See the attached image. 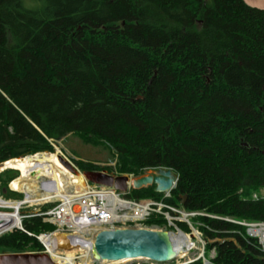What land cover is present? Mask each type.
<instances>
[{"label": "trees", "instance_id": "trees-1", "mask_svg": "<svg viewBox=\"0 0 264 264\" xmlns=\"http://www.w3.org/2000/svg\"><path fill=\"white\" fill-rule=\"evenodd\" d=\"M69 134L115 154V168L74 160L81 171L171 168V203L264 219V199L251 197L264 190V10L243 0H0V162L52 152L49 139ZM17 175L0 172L1 193L23 196L8 189ZM162 194L154 185L127 193ZM24 228L54 226L30 216ZM203 231L225 238L214 264H264L254 241ZM3 241L40 249L21 230Z\"/></svg>", "mask_w": 264, "mask_h": 264}, {"label": "built area", "instance_id": "built-area-1", "mask_svg": "<svg viewBox=\"0 0 264 264\" xmlns=\"http://www.w3.org/2000/svg\"><path fill=\"white\" fill-rule=\"evenodd\" d=\"M52 141L49 139V142L54 145ZM110 164L115 168V161ZM173 187H175V183ZM49 188V191H53L52 187ZM129 191V188L125 191H120L105 185L86 183L83 190L79 192H74V190L71 192L68 191L63 196L55 197L56 200L53 201L55 202L54 205L23 216L24 218L39 216L42 218V221L53 224L54 228L52 230L29 232L22 226V223L21 228L16 227L28 235L33 236L42 246V250L37 251L44 253L47 251L46 254L50 258H52L51 253L48 251L47 245L42 241V236L51 239L50 242L53 249H58L61 252L58 254L61 258L64 257V251L66 250L58 247L55 237L56 234L64 233L72 243V247L77 246L78 243L76 241L80 237L87 240L91 247L88 250L86 264H102V259L96 258L93 252L94 238L99 230L114 229L116 227H147L144 221L152 216H160L163 218L166 225L170 228L168 233L172 244H176L179 239L184 240L183 244L186 252L182 258L187 257L195 250L192 258H188V260H184L179 264H185L195 260H201L202 264H214L213 258L216 255V247L214 246V248L209 250L210 256L207 259L205 254L207 238L203 229L216 234L237 233L247 242L254 241L260 250L264 252V219L247 220L229 215L210 213L204 210H186L181 205H176L168 201L171 197V190L164 192L160 199L129 197L127 195ZM26 195L27 193L25 192L23 199ZM251 197L253 199H264V194L253 192ZM0 201L2 202H0V212L8 213V211L3 210L8 208L6 202L16 200L0 195ZM46 203H50L49 199L44 202V204ZM201 217L224 220L240 226L243 231L239 229H224L221 227L215 228L210 223L201 219ZM1 221L0 224L2 223ZM180 223L185 225L188 230H184ZM13 228H9L10 231ZM1 232L3 231L0 230ZM187 234L189 235L188 241L184 238ZM82 259V252L79 250L75 253L74 261L76 264H79ZM174 259H178V257L175 256Z\"/></svg>", "mask_w": 264, "mask_h": 264}, {"label": "water", "instance_id": "water-1", "mask_svg": "<svg viewBox=\"0 0 264 264\" xmlns=\"http://www.w3.org/2000/svg\"><path fill=\"white\" fill-rule=\"evenodd\" d=\"M243 1L253 8L264 10V0ZM59 159L70 171L75 174L81 173L85 182L105 185L121 191L128 188L139 190L154 185V191L166 192L173 188L178 177L171 168L166 167L150 168L149 171L146 170L139 175L113 174L101 169L83 172L68 159L61 156ZM6 161L0 162V167L5 165ZM6 168L11 167H5L3 170ZM185 199L186 195H182L180 203L184 204ZM55 237L58 247L65 248L67 245L70 248L73 246L64 233L56 234ZM224 241L225 239L218 237L209 241V243L213 246L214 244H222ZM169 244H171L170 236L166 231L146 227H116L114 229H101L96 233L93 252L96 258L107 261L141 257L155 262H165L170 259L167 254ZM0 264L59 263L54 262L46 253L20 252L0 255Z\"/></svg>", "mask_w": 264, "mask_h": 264}, {"label": "bare ground", "instance_id": "bare-ground-1", "mask_svg": "<svg viewBox=\"0 0 264 264\" xmlns=\"http://www.w3.org/2000/svg\"><path fill=\"white\" fill-rule=\"evenodd\" d=\"M60 156L62 158H66L62 151L58 147H55L53 152L45 151L7 160L5 165L0 167V171L5 167H12L19 170V175L10 182V187L23 190L27 193L26 197L21 201L6 202L8 208H12L13 211L8 213L0 212V221L2 220V223L0 224V230L10 231L9 228L16 226L21 228V219L18 215L20 206L24 203H39L52 197L63 196L64 194H67V189L69 186L73 187L74 192H79L85 188V180L82 174H75L65 168L59 159ZM39 176H47L49 178L48 182H43L41 184L42 189L45 191V193L42 194L37 193V179ZM49 187H52L53 191H49ZM184 238L186 241H188L189 235H185ZM41 239L47 245L48 251L51 253V259L54 262L59 264H76L74 261L75 253L81 250L83 259L79 264L87 263L88 250L91 247L87 240H84L81 237L78 238L76 241L78 243L77 246L72 248L70 247L69 250L64 251V257L61 258L58 255L61 252L58 249H53V246L50 242L51 239L45 238V236H42ZM183 242V239H179L176 244H169V250L167 253L168 258L171 259L175 256L181 258L185 255L186 249ZM55 250L58 251L53 252ZM130 259L132 258H124L112 261L110 260V263L117 264ZM134 259H141V257ZM102 262L106 261L102 260Z\"/></svg>", "mask_w": 264, "mask_h": 264}, {"label": "rangeland", "instance_id": "rangeland-1", "mask_svg": "<svg viewBox=\"0 0 264 264\" xmlns=\"http://www.w3.org/2000/svg\"><path fill=\"white\" fill-rule=\"evenodd\" d=\"M52 142L54 144V147H58L62 151V153L66 156V158L75 167H77V166L74 163V160L88 161V162H91V163L98 165V166H110V167H112V165L110 163L114 162V160H115V154L110 150V148H108L104 144L86 143L79 136L74 135V134H69L60 140H55ZM54 147H53V150L55 149ZM11 169H15V168H11ZM15 170H17V169H15ZM17 171H18V175H19V170H17ZM147 171H149V170H147ZM48 181H49V178L47 176H39L38 177V179H37V183H38L37 184L38 185L37 186V193H39V194L45 193V191L41 187V184L43 182H48ZM8 189L16 191V192H21L22 194L25 193V191H23V190L11 188L10 182L8 183ZM67 190L69 192H71V191H73V187L69 186ZM260 193L264 194V190H261ZM0 195L5 197V198H10V199L16 200V201L22 200L23 199L22 197L24 196L23 195L21 198H18V196L5 194V191H4V193L0 192ZM147 198H149V197H147ZM150 198H152V197H150ZM157 199H160V198H157ZM55 200H56V198L52 197L49 199V202H53ZM45 201H41L39 203H32V204L24 203L20 206L18 216L21 219V223H22L23 227H25V218L23 216L26 214L38 211L40 209V206L42 204H44ZM3 210H6L8 212L13 211L12 208H7V209H3ZM152 217H154V216H152ZM156 218H161V217L158 216ZM147 227L153 228V229H159L161 231H166V232L170 231V228L166 225L165 221L163 223H160V224L153 223L151 225H147ZM14 228L11 229L12 231H6V232L3 231L0 233V255L6 254V253L33 252L34 251L33 247H28L26 250H23V251H18V250L16 251L14 249L7 248V247H4L1 245L4 242L3 239L6 238L9 234H11L13 232V230H19V229H17V227H14ZM205 247H206L205 254H206L207 259H209V256H210L209 250L214 248V246H211V247L205 246ZM64 249L67 251L70 248L66 245ZM40 250H42L41 244H40L39 251ZM35 251H37V250H35ZM194 251L195 250H193L187 257H183V258L181 257V258L172 260L171 263L170 262H168V263L167 262H155L152 260L141 258V259H134V260L130 259L128 261L120 262L117 264H151V263H155V264H179V263L183 262L184 260H188V258H192V256L194 255L193 254ZM78 261L80 262V260H78ZM102 264H111V263H110V261H106V262H102Z\"/></svg>", "mask_w": 264, "mask_h": 264}]
</instances>
